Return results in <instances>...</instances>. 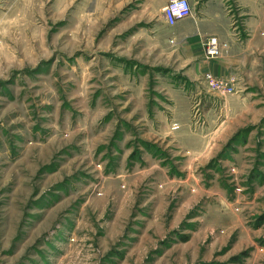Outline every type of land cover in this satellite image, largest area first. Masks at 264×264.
<instances>
[{"label": "rangeland", "instance_id": "rangeland-1", "mask_svg": "<svg viewBox=\"0 0 264 264\" xmlns=\"http://www.w3.org/2000/svg\"><path fill=\"white\" fill-rule=\"evenodd\" d=\"M135 10L0 0V264H264V73L191 161L165 122L201 105Z\"/></svg>", "mask_w": 264, "mask_h": 264}, {"label": "crops", "instance_id": "crops-1", "mask_svg": "<svg viewBox=\"0 0 264 264\" xmlns=\"http://www.w3.org/2000/svg\"><path fill=\"white\" fill-rule=\"evenodd\" d=\"M101 1L134 2L133 23L152 21L151 32L158 37L160 34L166 48L179 50L182 74L191 82L205 120L200 126L190 121L165 122V129L170 130L166 139L171 133L170 140L191 161L202 157L207 160L218 144L234 133L236 121L248 108L245 99L258 95L254 84L264 73V0H189L191 17L172 27L165 24L163 17L171 0ZM210 37H217L225 45L221 58H207L205 44ZM209 73L235 78L237 92L226 97L212 92L204 82ZM197 143L202 144L201 150L194 147Z\"/></svg>", "mask_w": 264, "mask_h": 264}, {"label": "built area", "instance_id": "built-area-1", "mask_svg": "<svg viewBox=\"0 0 264 264\" xmlns=\"http://www.w3.org/2000/svg\"><path fill=\"white\" fill-rule=\"evenodd\" d=\"M192 15L189 0H171L164 8V22L167 26H175L178 22L185 20ZM225 45L217 37H210L205 44L207 58L218 59L225 53ZM204 82L208 88L216 94L226 97L237 92L235 78H220L212 74H206Z\"/></svg>", "mask_w": 264, "mask_h": 264}]
</instances>
